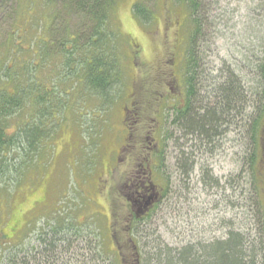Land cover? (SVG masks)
I'll list each match as a JSON object with an SVG mask.
<instances>
[{
  "label": "rangeland",
  "instance_id": "1",
  "mask_svg": "<svg viewBox=\"0 0 264 264\" xmlns=\"http://www.w3.org/2000/svg\"><path fill=\"white\" fill-rule=\"evenodd\" d=\"M138 1L118 0L113 12L118 83L93 92L75 86L74 80L61 82L48 67L39 72L44 89L58 93L60 108L34 153L12 150L11 161L24 167L9 169L8 179H0V255L23 242L43 245L38 239L49 232L48 226L60 228L65 220L69 230L61 231V239L68 252L62 256L68 264H177L185 248L200 255V245L223 240L230 231L255 234V189L264 215V138L259 156L253 141L256 122L264 133V76L258 68L264 54V0L203 2L206 26L196 50L195 102L215 109L222 87L229 85L236 94L229 117L217 111L222 125L214 142L183 132L175 125V113L164 107L170 88L185 92L190 14L176 0H144L151 19L142 24L132 14ZM50 9L45 0H0V91L12 90L8 75L32 58L37 44L53 45L62 37L59 8ZM65 24L68 37L79 32L78 17H67ZM171 60L179 62L177 86L172 85ZM131 105L138 124L130 129L132 117L125 125L121 120L122 109ZM12 113L14 122L3 130L9 137L19 132L25 116ZM154 140L162 152L160 181L172 177L164 192L170 207L157 222L149 219L143 233L140 227L128 228L131 211L123 183L130 167L114 160L133 158L134 169ZM252 155L257 179L249 163ZM188 190L192 193L186 201Z\"/></svg>",
  "mask_w": 264,
  "mask_h": 264
},
{
  "label": "trees",
  "instance_id": "2",
  "mask_svg": "<svg viewBox=\"0 0 264 264\" xmlns=\"http://www.w3.org/2000/svg\"><path fill=\"white\" fill-rule=\"evenodd\" d=\"M47 8L58 6V17H61L64 24V33L60 40L53 45L46 41L37 44L38 51L32 55L30 60H25L18 71L8 75L7 82H13L12 90L0 91V179H8L10 170H21L25 164L14 165L11 161L13 151L21 152L23 155L35 152L36 146L44 139L49 132L45 133V127L57 119L59 103L57 92L54 89H44L42 78L39 72L47 67L50 72H55L62 82V78L75 81V86L79 85L93 92L104 91L113 83H118L121 73L118 57L116 56L115 41L117 37L116 20L114 11L118 0H45ZM183 4L190 14V45L189 51L183 61V72H185L184 85V106L180 110H175V125H180L183 132L189 135H198L206 142H214L218 136L220 126V115L229 117L234 110V94L230 86L222 87L221 97L218 98L215 109L209 107L202 108L196 100L197 82V48L198 43L203 38L206 26V19L201 13L204 0H176ZM51 10V9H50ZM52 11V10H51ZM132 14L142 24H146L151 19V14L147 10L144 0L136 2L132 7ZM71 15L79 18V32L72 36H67L65 19ZM40 21V27L43 21ZM47 28V27H46ZM66 44V46H65ZM68 45V46H67ZM14 45V49H16ZM35 57H37L35 59ZM261 64L258 66L264 76V54ZM19 72V73H18ZM10 73V72H9ZM18 75L21 77L17 80ZM1 83H4L2 80ZM86 89V90H87ZM66 96V95H65ZM56 97V99H55ZM30 105L29 108H27ZM22 111L25 116L21 119L16 135L9 137L3 131L6 124L16 117L12 112ZM18 122V121H17ZM56 122V121H55ZM256 122V121H255ZM47 123L48 126H47ZM224 126H226L224 122ZM47 129V128H46ZM254 144L256 155L263 153L264 133L262 127L255 123ZM259 130V132H258ZM47 139V138H46ZM251 144H253L251 142ZM13 150V151H12ZM25 153V154H24ZM38 154V153H37ZM36 154V155H37ZM259 156V155H258ZM25 162V161H24ZM252 174L256 163L255 155L250 158ZM7 182V181H6ZM253 202V224L255 234L249 231L233 230L226 234L222 240L212 242L202 247L203 254H195L192 247L185 248L176 257L177 264H264V215L258 201V193L255 189ZM50 225V224H49ZM62 225V222H61ZM49 232L41 235L38 241L43 245L25 242L20 247H12L1 256L0 264H68L63 261L62 256L68 252L65 242L61 239V231L69 230L67 221L63 226L57 228L56 225L48 226ZM134 229H132L133 231ZM47 236V237H46ZM4 238V237H3ZM57 238V239H56ZM132 244V239H130ZM136 247L133 246V249ZM102 249V248H101ZM16 250V251H15ZM104 253L97 252L100 257ZM21 255V257H20ZM59 256V257H58ZM66 257V256H65ZM64 257V259H65ZM92 257L89 261L91 262Z\"/></svg>",
  "mask_w": 264,
  "mask_h": 264
},
{
  "label": "flooded vegetation",
  "instance_id": "3",
  "mask_svg": "<svg viewBox=\"0 0 264 264\" xmlns=\"http://www.w3.org/2000/svg\"><path fill=\"white\" fill-rule=\"evenodd\" d=\"M176 60V59H175ZM173 71H172V85L177 86V82L180 84L179 77H176L175 73L177 68H179V62L176 64L173 60H171ZM180 86V85H179ZM172 94L169 95V98H166V104L164 107L168 106L170 112H175V110H180L184 106V92L175 88H170ZM179 102V103H178ZM178 103V105H175ZM30 105L27 107L29 108ZM134 107V105H133ZM132 105L131 107H124L122 109V120L121 122L123 125L127 123L130 117H132V123L129 124V128L131 129L132 126H137L138 122L135 118L136 113H134ZM159 111V110H158ZM132 114V115H131ZM128 115V116H127ZM124 132L129 134V131ZM124 137L127 138V135ZM149 148L150 150L145 152L146 156L139 159V163L136 168H132L133 165V158H125L119 159L118 157L115 158L114 162L116 165H120L121 161H125L126 167L129 166L130 169L127 171V175L125 177V181L123 183V197L125 198L131 213L129 214L128 222H129V229H142L143 233H146L144 230L146 225H148V220L153 218L154 222H157L158 215L167 212L169 210L170 205L167 202L166 197L164 196V192L168 191L170 186L172 185V177L168 174L165 181H160L159 176V168H158V159H162V152L159 150V146L157 144ZM152 142V141H151ZM124 148V149H123ZM123 151L125 152V156L127 157V149L129 150V146L124 143L122 147ZM122 149L120 152L122 153ZM120 153V157H121ZM119 155V154H118ZM124 155V153H123ZM122 155V156H123ZM112 173V171H111ZM188 176V174H187ZM186 177L185 182L190 183V180H187ZM187 197L191 195L192 190H188ZM185 201V202H186ZM165 202L167 205H165ZM167 209V210H166ZM141 232V231H140ZM141 232V233H142Z\"/></svg>",
  "mask_w": 264,
  "mask_h": 264
}]
</instances>
